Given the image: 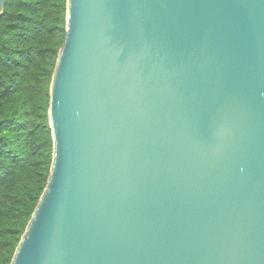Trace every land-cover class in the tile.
Returning <instances> with one entry per match:
<instances>
[{
	"label": "water",
	"instance_id": "water-1",
	"mask_svg": "<svg viewBox=\"0 0 264 264\" xmlns=\"http://www.w3.org/2000/svg\"><path fill=\"white\" fill-rule=\"evenodd\" d=\"M49 117L11 264H264V0H69Z\"/></svg>",
	"mask_w": 264,
	"mask_h": 264
},
{
	"label": "trees",
	"instance_id": "trees-1",
	"mask_svg": "<svg viewBox=\"0 0 264 264\" xmlns=\"http://www.w3.org/2000/svg\"><path fill=\"white\" fill-rule=\"evenodd\" d=\"M69 0H5L0 15V264H11L50 176L51 85Z\"/></svg>",
	"mask_w": 264,
	"mask_h": 264
}]
</instances>
